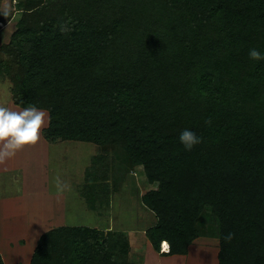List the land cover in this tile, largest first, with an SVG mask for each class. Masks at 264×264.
<instances>
[{
	"label": "trees",
	"instance_id": "1",
	"mask_svg": "<svg viewBox=\"0 0 264 264\" xmlns=\"http://www.w3.org/2000/svg\"><path fill=\"white\" fill-rule=\"evenodd\" d=\"M16 2L18 28L0 46L15 61L13 102L48 112L49 142L101 149L80 192L91 208L136 172L149 186L141 200L156 216L146 230L156 252L186 254L210 207L219 264H264V61L248 55L264 52V0ZM185 128L202 137L191 151ZM121 233L54 228L30 264H127Z\"/></svg>",
	"mask_w": 264,
	"mask_h": 264
},
{
	"label": "rangeland",
	"instance_id": "2",
	"mask_svg": "<svg viewBox=\"0 0 264 264\" xmlns=\"http://www.w3.org/2000/svg\"><path fill=\"white\" fill-rule=\"evenodd\" d=\"M16 3V0H0V46L9 43L18 28L22 12L16 9ZM9 54L10 52H0V60H3L5 65V69L0 75V103H4L8 107L13 101L11 77L16 70L14 57ZM12 106V109L20 110L17 106ZM56 147L52 151L54 157L49 169V191L51 195L53 193L62 194L60 195L62 200L66 198L64 217L66 225H87L99 229L107 228V231L122 230L120 236L128 238L131 245L130 252L125 258L127 264H138L139 262H145V264H219L220 225L210 207H206L200 215L197 226L198 236L189 246L186 254L164 255L161 252L152 251L149 245H145L144 235L140 234L141 238L136 234V241L133 242L131 235L127 233L131 229L134 232L136 229H142L147 222L146 219H149L146 217L154 216L152 212L147 215L149 211L141 200V194L149 188L145 184L146 181H143L144 177L136 172L126 174L127 179L125 178L124 183L122 182L119 192L111 194L109 204L102 202V204H98L99 212L91 208L80 192L84 187L83 183L86 182L85 169L87 170L91 165L93 156L102 152L101 149L93 143L81 141H64ZM108 153L113 158L115 151L111 146L108 147ZM24 173V170L17 171L19 176H23ZM6 175L8 176L6 172L1 173L0 183L8 181ZM113 181V178L110 177L108 182L112 184ZM3 185L4 188L0 184V198L10 189L7 190V183ZM16 187L17 183L13 178V189ZM16 191H19L20 194V189ZM15 196L18 195L15 194ZM21 209L24 210L22 204L14 206L9 204L8 208L0 210V220L5 217L8 220L7 224L12 223L10 221L12 219L9 217H13L19 222L23 221L26 215H23V211L20 212ZM31 214L33 215L34 212L32 211ZM154 217L156 218V216ZM17 227H21V225L18 224ZM164 249L162 242L161 251ZM9 256L12 255L9 254Z\"/></svg>",
	"mask_w": 264,
	"mask_h": 264
},
{
	"label": "crops",
	"instance_id": "3",
	"mask_svg": "<svg viewBox=\"0 0 264 264\" xmlns=\"http://www.w3.org/2000/svg\"><path fill=\"white\" fill-rule=\"evenodd\" d=\"M12 105L23 109L13 101L10 103L9 107L12 108ZM43 111L47 113V121L45 126L41 129L40 140L34 146H28L18 152L15 157L0 162V177L4 176H1L3 172L8 174V176L6 175L8 181H2L0 184L4 188L3 184L7 183V190L10 188L9 191L0 198V210L8 208L9 204L13 206L22 204L25 212L22 209L20 212L23 211V215H26V218H24L23 221L21 220V222L15 220L13 217H9L12 219L10 220L12 223L10 224H7L8 220L5 217L0 220V255L4 264H30L43 234L57 227L73 226L66 225L64 222L67 204L66 198L62 200L60 197L62 194L53 193V195H51L49 191V169L51 168V160L54 157L52 151L53 148L56 149V146L60 145V142L51 143L44 137L43 129L48 126L49 115L46 110ZM19 170L25 171L23 176L17 174ZM13 178L17 183L15 189H13ZM18 189H20V194L19 191H16ZM15 194L18 196H15ZM30 211H33L34 214L32 215ZM149 213L150 212H147V215H150ZM146 218L149 219H146L147 222L142 229H136V232H134L133 229L129 232L126 230L123 231L131 235L133 242L136 241V234L139 236L140 234L144 235L146 239L145 245H149L152 251H154L151 243L146 237V230L154 225L157 220L154 216H148ZM18 224H20L21 227H17ZM8 227H10V230H8ZM104 230H107V228ZM117 231L122 230L118 229ZM9 254L12 256H9ZM143 263L145 264V262Z\"/></svg>",
	"mask_w": 264,
	"mask_h": 264
},
{
	"label": "clouds",
	"instance_id": "4",
	"mask_svg": "<svg viewBox=\"0 0 264 264\" xmlns=\"http://www.w3.org/2000/svg\"><path fill=\"white\" fill-rule=\"evenodd\" d=\"M67 30L66 25H61V31ZM248 55L252 60L264 61V52L258 48L250 49ZM46 121L47 113L35 105L14 110L0 103V162L15 157L28 146H34L40 140ZM179 141L186 150L191 151L202 142V137L191 128H185L179 134Z\"/></svg>",
	"mask_w": 264,
	"mask_h": 264
},
{
	"label": "bare ground",
	"instance_id": "5",
	"mask_svg": "<svg viewBox=\"0 0 264 264\" xmlns=\"http://www.w3.org/2000/svg\"><path fill=\"white\" fill-rule=\"evenodd\" d=\"M163 245H164V247H165L164 251L169 250V244H168L167 241H164V242H163Z\"/></svg>",
	"mask_w": 264,
	"mask_h": 264
}]
</instances>
